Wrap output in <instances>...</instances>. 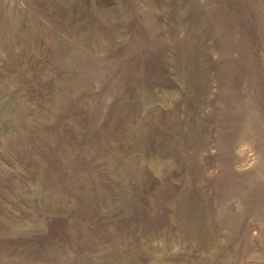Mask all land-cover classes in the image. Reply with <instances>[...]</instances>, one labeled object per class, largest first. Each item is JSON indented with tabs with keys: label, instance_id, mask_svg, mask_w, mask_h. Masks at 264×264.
Returning a JSON list of instances; mask_svg holds the SVG:
<instances>
[{
	"label": "rangeland",
	"instance_id": "obj_1",
	"mask_svg": "<svg viewBox=\"0 0 264 264\" xmlns=\"http://www.w3.org/2000/svg\"><path fill=\"white\" fill-rule=\"evenodd\" d=\"M0 264H264V0H0Z\"/></svg>",
	"mask_w": 264,
	"mask_h": 264
}]
</instances>
